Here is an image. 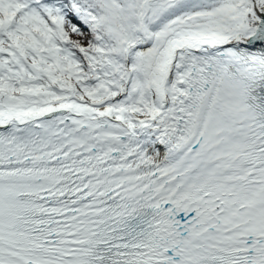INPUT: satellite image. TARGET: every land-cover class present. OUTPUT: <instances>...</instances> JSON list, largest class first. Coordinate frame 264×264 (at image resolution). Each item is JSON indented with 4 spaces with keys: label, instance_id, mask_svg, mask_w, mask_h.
<instances>
[{
    "label": "snow or ice",
    "instance_id": "1",
    "mask_svg": "<svg viewBox=\"0 0 264 264\" xmlns=\"http://www.w3.org/2000/svg\"><path fill=\"white\" fill-rule=\"evenodd\" d=\"M0 264H264V0H0Z\"/></svg>",
    "mask_w": 264,
    "mask_h": 264
}]
</instances>
